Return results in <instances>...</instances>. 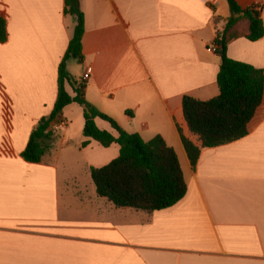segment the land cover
Returning <instances> with one entry per match:
<instances>
[{
    "label": "crops",
    "instance_id": "crops-1",
    "mask_svg": "<svg viewBox=\"0 0 264 264\" xmlns=\"http://www.w3.org/2000/svg\"><path fill=\"white\" fill-rule=\"evenodd\" d=\"M79 1L85 32L76 60L84 71L67 91L75 96L82 84L83 96L127 132L163 137L188 190L152 212L99 196L91 168L116 159L120 145L91 139L83 146L77 102L50 125L43 161L22 157L32 130L54 108L78 19L65 13V0H0L9 32L0 42V264H264V99L246 136L215 147H202L184 115L185 95L220 94L216 39L232 15L229 2ZM236 1L264 23V0ZM241 27L246 33L245 21ZM227 53L264 70V36L241 35ZM96 124L119 135L107 120ZM183 136L202 147L195 167Z\"/></svg>",
    "mask_w": 264,
    "mask_h": 264
},
{
    "label": "trees",
    "instance_id": "trees-1",
    "mask_svg": "<svg viewBox=\"0 0 264 264\" xmlns=\"http://www.w3.org/2000/svg\"><path fill=\"white\" fill-rule=\"evenodd\" d=\"M232 15L218 33L216 49L222 58L218 74L220 94L210 100H199L190 95L183 98L185 118L191 130L199 135L202 147H215L238 140L249 133V124L264 99V70L228 56L229 43L241 35L252 41L264 36V23L255 8L242 9L236 0H227ZM65 13L76 15L78 22L67 51L59 65L58 96L52 112L43 116L31 132L22 157L31 163H40L51 147L53 133L48 130L53 121L63 114L66 106L77 102L84 108L83 142L91 139L105 147L114 142L120 145V155L103 167H92V179L99 196L106 197L118 207L155 211L171 207L187 193L188 186L176 150L161 136L146 141L138 133H129L118 122L99 110L83 96V85L75 86L76 95L66 89L72 82L67 70L70 59L83 58L85 32L84 13L79 0H65ZM246 22L248 30L241 27ZM7 19L0 15V42L8 41ZM111 123L119 135L100 129L96 118ZM193 166L197 165L202 147L183 136Z\"/></svg>",
    "mask_w": 264,
    "mask_h": 264
},
{
    "label": "rangeland",
    "instance_id": "rangeland-1",
    "mask_svg": "<svg viewBox=\"0 0 264 264\" xmlns=\"http://www.w3.org/2000/svg\"><path fill=\"white\" fill-rule=\"evenodd\" d=\"M67 66H69V69L67 68V70L69 71L73 82H75L76 80L81 81L84 71L82 63H77V60L72 58L67 62Z\"/></svg>",
    "mask_w": 264,
    "mask_h": 264
},
{
    "label": "built area",
    "instance_id": "built-area-1",
    "mask_svg": "<svg viewBox=\"0 0 264 264\" xmlns=\"http://www.w3.org/2000/svg\"><path fill=\"white\" fill-rule=\"evenodd\" d=\"M217 48H218V47L216 46V49H217ZM90 75H91V71L88 70V71L85 73V75H84V80H88L89 77H90ZM58 125H66V121H65V120H61L60 123H59Z\"/></svg>",
    "mask_w": 264,
    "mask_h": 264
}]
</instances>
